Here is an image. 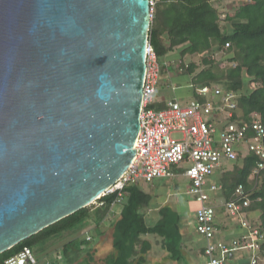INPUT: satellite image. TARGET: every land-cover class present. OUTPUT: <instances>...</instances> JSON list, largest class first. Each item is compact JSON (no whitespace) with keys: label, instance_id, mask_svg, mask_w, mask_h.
Segmentation results:
<instances>
[{"label":"water","instance_id":"1","mask_svg":"<svg viewBox=\"0 0 264 264\" xmlns=\"http://www.w3.org/2000/svg\"><path fill=\"white\" fill-rule=\"evenodd\" d=\"M150 0H0V254L133 162Z\"/></svg>","mask_w":264,"mask_h":264},{"label":"trees","instance_id":"2","mask_svg":"<svg viewBox=\"0 0 264 264\" xmlns=\"http://www.w3.org/2000/svg\"><path fill=\"white\" fill-rule=\"evenodd\" d=\"M150 42L161 61L178 50L177 68H184L191 75L193 97H198L196 89L200 86L221 84L227 90L237 92L238 114L241 119L251 121L255 114L264 119V0H157L153 6ZM219 51H223L225 55L216 60L213 56ZM193 54H206L202 58V68L196 62L184 61L187 55ZM223 62L228 64L223 65ZM154 106L162 109L166 102L158 101ZM257 160L254 153L250 152L219 169L210 178L220 188L212 194L213 199L209 204L235 199L236 190L242 185L250 198L249 206L243 209L251 213V219L264 231V170L254 174ZM175 166H170V172L182 170ZM141 181L127 185L121 201H115L117 193L103 195L98 199L102 203L97 210L100 211L98 215L96 212L92 213L89 207L82 208L22 241L0 254V264H7L9 259L25 247H30L40 262L36 253L45 251V242L75 228L74 231H77L80 226L87 227L94 217L98 218V223L105 221L107 211H115L118 205L120 210L118 214H114L111 223V250L101 262L96 261V248H93V238L88 233L84 236H72L67 240L62 247L61 256L69 263L84 257L88 264H147L148 255L153 249L152 239L149 238L152 235L157 237L156 240H159L168 258L181 260L188 247L184 232L189 227L188 224L171 205L155 204V196L141 187ZM191 195L198 203L195 229L204 242L201 247L204 264L208 260L206 248L209 240L198 230L197 213L200 204ZM103 208L105 211L102 213ZM154 208H157L159 216L151 224L148 218ZM215 211L213 225L219 231L215 232L212 242H230L224 236L231 227H238V223L226 216L224 208L219 204ZM241 230L234 235L237 237ZM262 246L264 247V242ZM240 258H244L243 264L248 263L249 257L244 251L237 252L232 257L242 264ZM232 259L229 260L230 264ZM57 262L51 264H58Z\"/></svg>","mask_w":264,"mask_h":264},{"label":"built area","instance_id":"3","mask_svg":"<svg viewBox=\"0 0 264 264\" xmlns=\"http://www.w3.org/2000/svg\"><path fill=\"white\" fill-rule=\"evenodd\" d=\"M150 1L153 12L157 0ZM161 71L158 55L149 42L137 154L126 173L104 195L117 193L115 201H121L124 188L130 183L153 182L173 174L169 170L171 165L187 164L184 172L191 180L189 192L200 204L198 230L209 240L208 260L204 264H230L229 260L240 251L248 253L247 264H264V231L243 209L250 204L243 186L237 188L235 199L209 204L212 194L220 188L210 178L229 162L252 152L258 158L254 174L264 170V119L259 114L248 122L241 119L237 92L219 84L200 86L196 89L198 97L183 102L167 100L164 108L157 109L154 105L158 102ZM174 133L182 137H174ZM217 204L224 208L226 216L237 221L238 230L242 229L230 242H212L219 231L213 225ZM37 262L33 250L25 247L7 264Z\"/></svg>","mask_w":264,"mask_h":264},{"label":"rangeland","instance_id":"4","mask_svg":"<svg viewBox=\"0 0 264 264\" xmlns=\"http://www.w3.org/2000/svg\"><path fill=\"white\" fill-rule=\"evenodd\" d=\"M228 4V3H224ZM178 50L170 53L164 58L162 61L160 60V65L162 67V71L159 79V95L157 98L164 97L167 100L178 99L180 101H190L193 99V89H192V79L191 75L186 71V69L182 68L181 70L177 68L179 59ZM225 53L223 51H219L214 54V58L216 60H220ZM206 56V54H193L187 55L184 59L185 62H196L199 68H202L204 65L202 64V58ZM163 59L166 64H163ZM170 59V60H167ZM223 65H227L228 63H222ZM221 85V84H220ZM223 86V85H221ZM224 87V86H223ZM174 137L181 138L182 134L174 133ZM181 167L182 170L174 171V174L168 175L163 178H157L153 182L141 181V187L147 191L152 193L155 196L154 203L156 204H168L171 205L174 209L178 210L181 214L182 218L185 220L184 222L188 224V231L185 232V239L187 241V250H185V256L181 260H172L165 259L166 256L164 251L160 246L159 240H156V236L149 235V238L152 239L153 243V251L149 253L147 264H154L152 259H157L158 261L163 260L161 264H203L204 256L201 253V241L203 242L201 236L196 232L195 229V213L198 207V203L194 199V197L189 192L190 179L185 174V168L188 167L187 164L176 165L175 167ZM184 170V171H183ZM102 203L100 201H96L95 203L88 206L92 213L96 212L98 215L100 213L97 212L101 208ZM120 210V205L115 208V211L109 210L106 213L105 221L97 222L98 218H95L91 221L87 227L82 228L81 226L77 228V231L73 229L69 231V233H63L54 237L52 240L45 242L44 250L38 254L40 257V262L38 264H51V262H57L58 264H88L85 258H81V260L76 261L74 263H69L65 260L63 256H61V251L64 243L70 238L75 236H84L87 235L92 236L94 245L93 248H96L95 258L97 262H101L103 257L110 252L111 244H112V221L116 214H118ZM105 209L103 208L101 212L103 213ZM151 215L148 218L149 223L153 224L158 219L159 213L157 208L151 210ZM115 214V215H114ZM155 216V217H154ZM238 227H231L230 231L224 236L227 240L232 241L238 232ZM100 231L102 235L100 236ZM75 234H72L74 233ZM38 248V247H37ZM246 255L248 253L244 251ZM57 260V261H56ZM232 264H239V262L235 260H231ZM156 264H160L157 262Z\"/></svg>","mask_w":264,"mask_h":264},{"label":"crops","instance_id":"5","mask_svg":"<svg viewBox=\"0 0 264 264\" xmlns=\"http://www.w3.org/2000/svg\"><path fill=\"white\" fill-rule=\"evenodd\" d=\"M158 101H167V99H165V98L162 96V97L158 98ZM174 171H175V170H173V172H174ZM173 174H174V173H173ZM154 217H155V216H154ZM186 231H188L187 228H185L184 232H186ZM203 243H204V242L201 241V244H202V245H204ZM162 250H163V249H162ZM152 251H153V249H152ZM163 251H164V253H165L164 256H166L165 259H170V258L167 257V252H166L165 250H163ZM150 253H152V252H150ZM152 261L154 262V264H156L157 262H159V263L161 264L163 260L158 261L157 259H155V260L152 259ZM240 261H241L242 264L245 263L244 258H240Z\"/></svg>","mask_w":264,"mask_h":264}]
</instances>
